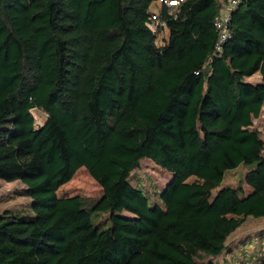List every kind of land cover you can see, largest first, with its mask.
Wrapping results in <instances>:
<instances>
[{
	"label": "trees",
	"instance_id": "1",
	"mask_svg": "<svg viewBox=\"0 0 264 264\" xmlns=\"http://www.w3.org/2000/svg\"><path fill=\"white\" fill-rule=\"evenodd\" d=\"M157 1L0 0V180L32 199L0 213V264H215L228 216L264 205V0H240L218 55L229 0L164 9L163 47ZM146 159L171 175L158 203L131 181ZM81 168L102 199L58 195Z\"/></svg>",
	"mask_w": 264,
	"mask_h": 264
},
{
	"label": "rangeland",
	"instance_id": "2",
	"mask_svg": "<svg viewBox=\"0 0 264 264\" xmlns=\"http://www.w3.org/2000/svg\"><path fill=\"white\" fill-rule=\"evenodd\" d=\"M112 3L114 0H110ZM165 37V36H164ZM35 117L43 122L46 115L40 111L34 112ZM150 128L158 132L152 124ZM251 166H242L226 174L222 187L237 186L243 181ZM171 175L156 166L150 159L142 162L140 170L134 172L131 181L140 185L155 203L160 202V193L165 189ZM194 177L188 180L193 183ZM25 186L21 182H4L0 180V213L6 210H29L32 199L23 194ZM248 190V188L246 187ZM60 197H90L103 198V189L90 176L85 168L79 169L72 180L63 185L59 191ZM237 226L236 232L228 241L229 249L214 259L215 264H258L264 254V205L254 210H244L240 215H229ZM262 257V258H261Z\"/></svg>",
	"mask_w": 264,
	"mask_h": 264
},
{
	"label": "built area",
	"instance_id": "3",
	"mask_svg": "<svg viewBox=\"0 0 264 264\" xmlns=\"http://www.w3.org/2000/svg\"><path fill=\"white\" fill-rule=\"evenodd\" d=\"M185 0H158L151 12L148 28L157 36L156 44L158 47H163L167 40L165 34L169 31L167 26V20L162 18V11L167 10V13L171 16H176L175 9L181 5ZM240 0L223 1V5L220 11V15L214 21V26L218 31L219 37L214 48V55H218L222 52L223 45L232 38L233 30L228 27L231 20L232 11L238 6ZM37 124L41 125L42 122L37 119ZM138 187H141L138 185Z\"/></svg>",
	"mask_w": 264,
	"mask_h": 264
},
{
	"label": "crops",
	"instance_id": "4",
	"mask_svg": "<svg viewBox=\"0 0 264 264\" xmlns=\"http://www.w3.org/2000/svg\"><path fill=\"white\" fill-rule=\"evenodd\" d=\"M169 37H170V32L169 31H167L166 32V34H165V39L168 41L169 40ZM246 81L248 82V83H251V84H254V85H256V84H260V83H262V77H261V75H260V73H256L255 75H253V76H251V77H248V78H246ZM252 128H255V129H257V130H259V131H263L264 130V105H263V107H262V111H261V114L259 115V117L258 118H256V119H254V122H253V126H252ZM246 175V174H245ZM245 177V176H244ZM246 187L248 188V190L246 189ZM244 190H245V192L247 193V194H250V193H252V189L249 187V186H247V185H245L244 186ZM246 209H248V208H244L242 211H244V210H246ZM248 210H250V209H248ZM242 213V212H241ZM229 217V216H228ZM230 218V217H229ZM231 219V218H230ZM232 220V219H231ZM233 221V220H232ZM234 222V221H233ZM235 223V222H234ZM236 225V224H235ZM237 227V226H236ZM237 230V229H236ZM236 232V231H235ZM234 232V233H235ZM232 237V236H231ZM261 256L264 258V254H261ZM261 257V258H262Z\"/></svg>",
	"mask_w": 264,
	"mask_h": 264
}]
</instances>
